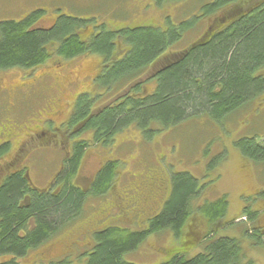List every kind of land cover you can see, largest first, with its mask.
<instances>
[{"label":"trees","instance_id":"16d2710c","mask_svg":"<svg viewBox=\"0 0 264 264\" xmlns=\"http://www.w3.org/2000/svg\"><path fill=\"white\" fill-rule=\"evenodd\" d=\"M39 16L34 11L20 18L0 20V70L32 69L51 55L69 60L88 52L106 56L113 50L109 33H100L88 42L76 36L74 31L82 23L75 17L62 16L46 29L35 24ZM129 35L131 47L124 57L109 63L106 60L97 77L105 95L117 94L120 86L141 78L157 54L176 38L170 28L167 32L139 29ZM207 36L188 46L179 58L163 60L165 68L158 73L157 86L152 91L145 92L137 82L130 92L121 94L120 103H102L99 108L89 102L87 95L80 96L72 124H80V131H93L94 141L106 143L116 131L129 125L144 134L155 133L201 112L219 120L253 100L260 102L261 98H255L264 93V73L259 74L264 69V1L258 8L239 14L226 27L212 34L208 31ZM236 145L242 155L264 161V147L253 137L241 138ZM76 160L77 155L61 171L63 185L57 194L33 192L27 204L19 201L29 191L21 175H12L5 181L0 188V264H29L19 259L79 215L85 196L68 181ZM116 163L107 161L97 173L92 184L94 193L102 194L108 189ZM200 191L198 181L189 173L173 174L161 211L148 218L145 227L131 230L114 225L95 233L83 264H139L125 260L124 255L135 250L148 235L163 230L171 231L176 239L181 235L183 238L168 259L157 264H251L244 260L240 238L217 236L227 211L226 196L195 204ZM257 216L258 211L243 208L236 218L253 224L244 234L252 245L264 246V227L254 224ZM194 222L205 226L203 232H195ZM196 246L202 250L187 256ZM69 261L58 258L46 264H70Z\"/></svg>","mask_w":264,"mask_h":264},{"label":"rangeland","instance_id":"374dc122","mask_svg":"<svg viewBox=\"0 0 264 264\" xmlns=\"http://www.w3.org/2000/svg\"><path fill=\"white\" fill-rule=\"evenodd\" d=\"M115 3V0H0V20L20 18L36 7L79 19L89 18V13L129 19V12L126 11L110 15ZM201 28L202 24L186 28L180 43L173 44L170 50L190 46L202 36L204 30ZM85 35L86 32L83 33ZM162 61L163 58L157 60L142 79L162 66ZM101 63L100 55L87 53L69 60L52 56L32 70L17 67L0 70V89H10V93L15 95L12 96V103L16 105L9 113L10 124H15L16 128L10 144L11 152L3 158L9 159L12 152L20 148L19 160L24 159L23 164L28 166L30 177L38 186L45 187L51 175L58 170L66 150L62 142L65 139L64 128L55 131L57 135L51 137L55 142L52 141L50 145H39L36 140L34 144L32 139L43 136V132L49 128L46 124L49 119L55 127L67 119L76 92L86 89L93 92L91 81ZM262 72L264 69L259 74ZM28 88L40 90L41 93L34 95L31 101L27 98L26 102L29 103L17 105L19 100L16 96ZM147 88H153L152 80L147 82ZM40 94L44 96L40 97ZM49 95L58 102L46 112L50 103L40 100ZM8 99L0 97V107ZM101 104L95 103V107ZM44 115V120H41ZM5 120V115L1 114L0 127ZM66 128H69L68 125ZM91 134L86 132L80 138L90 140ZM249 137L264 147V103L257 100L219 120L201 112L188 116L174 127L155 133L144 134L134 125L116 131L108 146H101V141L84 152L75 179L78 184L88 186L102 164L113 159L117 163L108 189L102 194L89 196L77 217L63 225L51 238L29 250L19 261L45 264L49 260L67 257L71 260L70 264H83V256L93 244L92 234L95 230L109 224L129 229L144 227L146 218L161 211L170 193L172 175L187 172L201 187L195 204L213 201L221 196H226L228 200L223 227L217 236L240 238L244 260L251 264H264V246L252 245L244 234V230L253 224L246 219L236 218L243 208L250 212L258 211L254 224L264 227V161L242 155L236 145L241 138ZM26 147L29 149L26 150ZM13 167L19 166L15 164ZM193 229L200 233L205 226L195 223ZM182 238L183 235L176 239L169 230L148 235L135 250L125 254L124 259L139 264L160 263L168 259L169 253L179 246ZM201 250V246H196L186 254L193 256Z\"/></svg>","mask_w":264,"mask_h":264},{"label":"flooded vegetation","instance_id":"af4514ba","mask_svg":"<svg viewBox=\"0 0 264 264\" xmlns=\"http://www.w3.org/2000/svg\"><path fill=\"white\" fill-rule=\"evenodd\" d=\"M263 1L264 0H115L116 3L111 8L110 15L112 13H121L123 11H126L129 12L127 13L129 19L126 20L125 17H121L118 15H111L109 17H106L103 16V14L98 15L97 13H89V18L87 19H79L75 17L82 23L78 30L74 31L76 36H78L82 41L88 42L89 39L98 36L100 33H109V38L113 50L106 54V56H104V54L94 53L102 57V63L98 72L92 78L91 81L94 86L93 92L87 89L76 92L67 119L64 122L59 123L56 127L54 126L53 121L49 119V121L46 123L49 128L46 130V132L44 131L45 133L43 132V136L39 138L36 136V138L32 139L33 142L34 140H36L39 145H42L43 143H48L50 145L52 141L55 142V140L51 138L57 135L55 131L59 130L60 127L64 128V133H62L65 139L62 142L65 144L66 150L64 151V156H62L61 158L58 170L55 172L54 175H51V178L48 180L47 185L45 187L38 186L33 181V179H31L29 172L30 169L27 165L23 164L24 159L22 158L19 160L21 150L20 148H17V150L15 149V153L12 152L11 157L9 159L8 157L3 158L5 154L11 152L10 144L12 143L11 140L13 139L14 130L16 128L15 124H10L11 121L9 119V113H11L13 107L16 105L12 103V96L15 95L10 93V89H0V97L9 98L7 101H5L4 106L0 107V115L4 114L5 118L7 119L3 122V125L0 127V188L4 185L5 181L9 177H11L12 175L19 174L21 175V178L26 182V185L29 189L28 192L26 191L23 193L22 199L19 200L21 203H29L33 192L40 193L46 191L47 194L55 195L63 185V181L59 177L61 171L65 168V166H67V163L70 161V159L77 155L74 173L68 177L69 183L83 192L85 196H83L85 198V202L89 196L98 195L92 191V184L94 182V179L100 169L105 165V163L113 159H108L104 162V164H102V166L94 173V176L90 180L88 186H83L75 182L84 152L90 147H93L95 145L97 146L101 141L103 142L101 146L109 145V141L106 143H104L103 140L94 141L93 131H80V124H72L71 117L78 98L82 95H87L89 97L90 103H120L119 97L121 96V94L125 92H130L137 82H140L144 87V91L147 92V82H151L152 80L153 88L150 91L154 90V88L157 86V75L163 68H165L163 67L164 61H162V66H160L158 69H155V71H152L148 77H145L143 79L141 77L138 80H133L123 86H120L117 89L119 92L117 94L112 95L110 93H107L105 95L103 88H100V86L97 84V77L105 67V61L108 60L109 63L111 60H121L124 57L129 47H131V36L129 35L130 32L138 31L139 29L159 30L161 32H167L169 28L174 30L176 36L175 40L171 42V45L169 47L163 50L160 54H157L156 58L150 64V67L148 68L149 70L151 69L152 65L161 58L165 60L167 57H171V59L173 60V58H179L181 56V52H183V50H185L188 46L185 48H179L177 50H170V48L171 46H173V44L180 43L186 28H194L198 24H202L201 29L202 31L204 30L203 34L195 42L190 43L194 44L196 42L207 39L208 31L212 34L215 31L226 27L230 22L235 21L238 18L239 14H242L243 12L248 13L254 10L255 8H258L263 3ZM99 8L100 7L98 3L97 11H99ZM34 11H38L40 15L39 18L36 20L35 24L39 27H43L46 29L52 28L60 17L67 16L63 14H54L49 12V10L36 7L22 14L21 17L26 16L29 13H33ZM189 11L191 13H186ZM110 24L113 26H110ZM84 32H86L85 36H83ZM203 35L206 36L203 37ZM52 56L57 55H51V57ZM166 64L167 63H165V65ZM32 91L33 89L28 88L27 91L22 92V94L16 96L19 100V103L17 102V105H19L20 103H29L26 102L27 98H29L28 101H31V99L35 97L34 95L38 96L39 93H41L40 90H36L33 92ZM43 96L44 94H40V97ZM50 96L51 95L46 96V98L40 100V102L50 103L46 112L48 111V109L52 108V105L54 103L58 102L57 99L49 98ZM56 96L58 97L59 95ZM257 98H261L260 102L264 103V93L259 94L255 99ZM99 107L100 106H97V108ZM44 118L45 115L41 120H44ZM7 123H9V125H7ZM67 125L69 128H66ZM86 132H92L90 140L85 139L83 137L80 138V135L85 134ZM44 140L47 142H44ZM35 143L36 142H34V144ZM80 146L82 147L81 151L77 153L76 149ZM28 149L29 148L26 147V150ZM15 164L19 167H13ZM145 220L147 221V218ZM114 225L115 224L104 225L102 226V228L95 230L92 235H95V233ZM52 236L53 235H51L49 238H51ZM50 261L52 260H49L48 262Z\"/></svg>","mask_w":264,"mask_h":264}]
</instances>
